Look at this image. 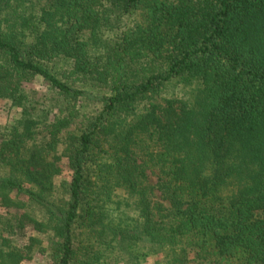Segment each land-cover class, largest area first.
Masks as SVG:
<instances>
[{"label": "trees", "instance_id": "1", "mask_svg": "<svg viewBox=\"0 0 264 264\" xmlns=\"http://www.w3.org/2000/svg\"><path fill=\"white\" fill-rule=\"evenodd\" d=\"M3 104L0 264H264V0H0Z\"/></svg>", "mask_w": 264, "mask_h": 264}, {"label": "rangeland", "instance_id": "2", "mask_svg": "<svg viewBox=\"0 0 264 264\" xmlns=\"http://www.w3.org/2000/svg\"><path fill=\"white\" fill-rule=\"evenodd\" d=\"M58 68L61 70H64L66 68H69V64L64 62V61L58 62ZM25 87L29 91L37 92L38 93L37 98H39L41 100V102H44L45 98L49 97L47 85L40 78L35 79L32 82L26 83ZM4 105L5 104L2 105V107H1L2 110L0 111V124H5L7 122V120L9 119L8 118V112H6V109L3 108ZM151 179L153 182H155L157 180L155 175H151ZM46 263H47V257L45 255L37 253L29 264H46ZM148 263L153 264V259H149ZM192 264H203V263L193 262Z\"/></svg>", "mask_w": 264, "mask_h": 264}]
</instances>
